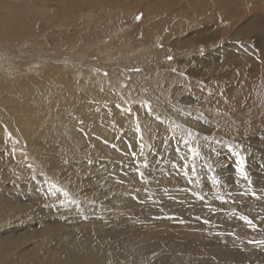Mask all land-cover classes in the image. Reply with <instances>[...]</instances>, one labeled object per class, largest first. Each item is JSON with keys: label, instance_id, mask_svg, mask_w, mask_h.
<instances>
[{"label": "rangeland", "instance_id": "1", "mask_svg": "<svg viewBox=\"0 0 264 264\" xmlns=\"http://www.w3.org/2000/svg\"><path fill=\"white\" fill-rule=\"evenodd\" d=\"M0 29L13 37L0 39V78L16 70L14 58L35 72L49 63L72 77L75 102L113 103L132 115L125 123L96 113L112 122L119 144L100 130L44 138L71 141L72 150L40 138L30 153L24 143L31 170L14 156L3 162L8 151L0 148V190L15 186L22 197L8 177L17 172L44 181L50 167L66 177H52L61 191L55 201L41 188L20 198L25 209L0 222V233L45 227L64 248L61 258L77 260L120 245L105 264H264V0H0ZM53 86L42 97L58 102ZM37 94L25 100L40 104ZM0 126L5 133L1 116ZM1 195L0 205H11Z\"/></svg>", "mask_w": 264, "mask_h": 264}, {"label": "bare ground", "instance_id": "2", "mask_svg": "<svg viewBox=\"0 0 264 264\" xmlns=\"http://www.w3.org/2000/svg\"><path fill=\"white\" fill-rule=\"evenodd\" d=\"M61 2H60V4H61ZM63 3L65 4L64 1H63ZM64 6H66V4ZM81 9H82V7H81ZM244 26H246V25H244ZM4 31L2 29H0V39H2L3 34H4ZM6 32H9V31H6ZM6 34L7 33L4 34V38L7 37V36H9L8 34L6 36ZM10 35H11V33H10ZM9 38H11V37L9 36ZM16 38H17V36H16ZM16 38H14V39H16ZM207 38H208L207 36L201 35V36H199L198 39H199V42H202V41L207 40ZM181 42L184 43V40L183 41L181 40ZM5 46H7V45H5ZM12 48H16V49H18V51L20 50V52H23L24 51V49H21L20 47H18V44L17 45L14 44L12 46ZM12 48H11L10 51H12ZM7 50H9V49H7ZM39 50L35 49L34 51H36V54H37V51L39 52ZM10 51H9V53H10ZM25 52H26V50H25ZM13 55H14V53L12 54V56ZM19 57H20V55H19ZM34 58H35V56H34ZM14 59L12 60V62L15 64L14 67L17 66L16 67V70L13 71V72H10L7 69L8 72H6V76H3V77L0 78V116H1V123L3 124V127L7 128V129H5V133H3L2 130L0 129V136L3 138V143H0V148H5L8 151V153L6 154V156L2 159L3 162L9 163V164H13L14 162H13V160L10 159V157L12 158V156H14L15 159L18 160V161H22V162L26 161L27 164H28V166H29L28 167L29 168L28 170L33 169L34 168L33 164H31L29 162V160L27 159L28 156L26 154V150L24 149V145H25L24 143H27V145H28L27 151H29L31 153V149H34V147L32 146V144H36L35 141L36 140H40V138H41V140H43L44 142H46V140L44 138H46L50 134L53 135V136H59L62 133H65V135H70L73 132H78L79 131V133L82 132V133L88 135L89 138H90L91 133L95 132L96 130H98V131L100 130L101 134L98 133V135L99 136L102 135L104 138H106V140L109 142V144H119V143H116V140H117V142H119V139H117V136L118 135H116V131L112 127V122L102 120L101 116H97L96 113L99 114L100 112H102V113H104V112H110L109 115H112L113 118H114V120L119 119L120 122L128 123V121H130V119L132 117L130 111H127V110H125V109H123L121 107L115 106L113 103L110 104L111 108H107V109L105 107L101 108V107H99V105H96L98 107H95L94 108L93 107L94 105L92 106V104H85V103H82V102L79 104L77 101L75 102V96L74 95H75L76 90L73 89L71 82L69 83V81L72 80V77L70 75H68L69 73L66 70H63V69L61 70L59 68V66L57 67V66H54V65H49V63H47V64H44V66H45L44 67V70H40L39 72L38 71L35 72L34 70L27 69L26 68V65H24V63H26V62H22L23 60H19V59L14 60ZM36 59H38V57H36ZM29 60H31V59H29ZM38 61H39V59H38ZM45 61H46V59H45ZM8 62H9V60H8ZM13 63H11V64H13ZM221 63H222V61H221ZM218 65H220V64L218 63ZM70 70H73V69H70ZM31 73H34V74H31ZM76 75H78V74H76ZM38 84H40V86H38ZM36 85L38 86L37 92L35 91ZM51 85H54L53 87L63 97L62 100H60V101L57 102L55 99L45 100V97H42V96L46 95V93H51L52 94L53 92H55L53 89L50 88ZM71 92H72V95H71ZM37 93H40L39 94L40 97H41L40 99H42L40 104L38 102H37V104H34V103H31L29 100L28 101L25 100V97H27V98L30 97L31 98V96H32V97L36 98V95H38ZM78 98L79 97H77V99ZM256 104H258V103H256ZM99 109H101V110H99ZM83 115L89 117V119H90V126L89 127H83V126H81V123H80L81 121L80 122L78 121L79 119L77 118V116H83ZM68 121H70L71 124L67 123ZM91 121L94 122V123L91 124ZM0 128H2V127L0 126ZM7 131H9V134L7 133ZM12 133H15L16 134V136L15 135L14 136L16 138H18L17 141L16 140H13L12 136L10 135ZM20 134H22V138H20ZM76 135H78V134H76ZM76 135H74V136H76ZM119 137H120V135H119ZM86 138H88V137L86 136ZM89 138H88V141H89ZM53 139L57 141L58 138H55L54 137ZM77 139L79 140V138H77ZM136 140H137V142L139 141L138 138H136ZM53 142H51V143L50 142L49 143L46 142L45 145L48 146L50 144V146L52 147V149L56 148L55 150L65 149V148L72 150L73 147H74V144L71 141H70L69 144H62V143H59L58 141L55 144H52ZM121 142H122V140H121ZM134 142H136V141H134ZM140 143L142 144L141 141H140ZM131 144H133V143H131ZM47 148H49V147H47ZM58 151H60V150H58ZM115 151H117L116 148H115ZM112 152H114V151H112ZM117 152H116V154H117ZM41 153L43 154L45 152H41ZM41 153H38L36 155V158L38 160H40V161H41V157H40ZM119 153H122V152H119ZM44 158H45V156H42V159H44ZM69 158H71V157H69ZM45 160H46V158H45ZM45 160H44V166H45L46 162H48V161L45 162ZM53 164H55V163L53 162ZM126 165H127V163H126ZM58 166H59V164H58ZM68 166H70V165H68ZM68 166H66V167L68 168ZM45 168H44V171H45L44 173L45 174L44 175L41 174L40 177L45 178L47 181L46 180L39 181V180L36 179V177H33V176L28 175L29 173L21 174V173H18L17 172L15 175L8 174V177L11 178L14 181V184L16 185L17 189L20 190L22 197L28 196L30 194V191H32L34 193V195L37 196V192L36 191H38L37 189L41 188L40 191L45 194V196H46L45 199H47L46 201H51L52 202V200L55 201V199H54L55 197H58L59 195H61V191H59V189L56 186V184H53L51 182L53 180L52 177L53 178H56L54 180L61 181L60 183H62L63 180L66 177H64V175L61 174V172H60L61 169H59V168L58 169H59V172L60 173L58 172V169L55 170V169H51L50 167L48 169H45ZM90 169H91V167H90ZM112 170H113V168H112ZM121 170H122V168H121ZM68 171H69V168H68ZM84 171H85V168H84ZM62 172H65L64 171V168H63V171ZM124 172H128V170L123 171L121 173L124 174ZM129 173H130V170H129ZM131 174L129 176H131ZM110 175H112V174H110ZM131 177H133V175ZM93 178H95V177H93ZM105 178H108V177L105 176ZM117 178H118V176H117ZM115 180H116V178H115ZM136 180H137V178H136ZM57 183H59V182H57ZM106 183L108 184V182H106ZM109 188H111V187H109ZM2 190L3 189L0 190L1 191L0 192V195L1 194H4V196L1 195V199H4L6 197L5 200L8 201V202H12V203H11V205L9 204L7 206H1L0 205V222L6 221L9 215H13L15 213H16V215L17 214L19 215V213L21 212V209H23V208L25 209V207H23L22 204L19 205L20 204L19 199L20 198L22 199V197H20L18 195V192L15 191V186L14 187H11V188H6V190H3V191ZM122 193H121V195H122ZM124 195H126V194H124ZM124 195H123V197H124ZM39 197H40V195H39ZM34 198L36 199L37 197H34ZM34 198H33V200H34ZM27 201H28V199H27ZM27 201L25 203H27ZM95 204H96V202H95ZM131 204H132V202H131ZM24 205H27V204H24ZM29 205H31V204H29ZM124 206H125V204H124ZM149 206H151L150 203H149ZM71 209H72V206H70L69 204H67L65 206V211L71 210ZM35 212H36V209H35ZM23 213H25V211ZM54 213H58L59 214V210L54 211ZM42 215H44V214H42ZM105 215L107 216V214H105ZM23 216H24V214H23ZM37 219H41V218L39 217ZM42 219H44V218H42ZM119 219H120V216L117 215L114 220L116 222H118ZM18 220L20 221V216H18ZM42 223L44 224V222H42ZM92 228H94V227H92ZM18 229H19V227L17 228V230L16 229H11L9 231L3 232L4 235H3V233H0V264H73L72 261L75 262L74 264H105L106 263V260L105 259H106V257H108V255L110 253L116 254V255L122 253V252H119V249L122 248L120 245L113 246L114 244L111 245V244L108 243L106 245V247L104 246V248L101 251H94L93 250L94 251L93 254H89L88 253L87 255H84L82 253L83 254V259L82 260H77V259H79L81 257L80 256L79 258H77L78 255H75L76 257L74 256L73 258H69V257L61 258L60 255L63 254L64 252L63 253L61 252V254H60V250L61 249H64V248L59 249L58 247H55L53 244H51V241L49 240V237H48L49 231H48L47 228H45V227L44 228L35 227L34 230L31 229L30 231H26V232H22V231L21 232H18ZM60 229L58 228V230H60ZM41 236H42L41 239H37V237H41ZM32 241H33L34 244L31 243ZM68 244L70 245V244H72V242H69ZM68 244H67V246H68ZM67 246H66V248H67ZM59 247H62V246H59ZM146 248H148V247H146ZM155 249H156V247H155ZM71 250H72V248H71ZM66 251H68V250H66ZM75 251H76V249H75ZM144 251H145V249H144ZM144 251H143V253H144ZM79 253H77V254H79ZM98 253H100V254H98ZM67 254H69V253H67ZM129 255H130V253H129ZM142 257L145 259L144 256H142ZM145 260H147V259H145ZM145 260L144 261L142 260V261L145 263ZM159 264H161V263H159Z\"/></svg>", "mask_w": 264, "mask_h": 264}, {"label": "crops", "instance_id": "3", "mask_svg": "<svg viewBox=\"0 0 264 264\" xmlns=\"http://www.w3.org/2000/svg\"><path fill=\"white\" fill-rule=\"evenodd\" d=\"M224 24H226V23H224ZM221 25H222V23L221 24H219V26L218 27H221ZM227 25V24H226ZM225 28V27H224Z\"/></svg>", "mask_w": 264, "mask_h": 264}, {"label": "snow or ice", "instance_id": "4", "mask_svg": "<svg viewBox=\"0 0 264 264\" xmlns=\"http://www.w3.org/2000/svg\"><path fill=\"white\" fill-rule=\"evenodd\" d=\"M199 153H196V155H198ZM243 163V161H241V164Z\"/></svg>", "mask_w": 264, "mask_h": 264}]
</instances>
